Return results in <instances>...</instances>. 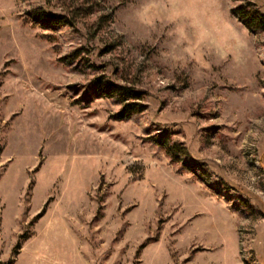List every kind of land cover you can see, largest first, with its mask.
Returning <instances> with one entry per match:
<instances>
[{
    "label": "rangeland",
    "instance_id": "1",
    "mask_svg": "<svg viewBox=\"0 0 264 264\" xmlns=\"http://www.w3.org/2000/svg\"><path fill=\"white\" fill-rule=\"evenodd\" d=\"M258 17L0 0V264H264Z\"/></svg>",
    "mask_w": 264,
    "mask_h": 264
},
{
    "label": "trees",
    "instance_id": "2",
    "mask_svg": "<svg viewBox=\"0 0 264 264\" xmlns=\"http://www.w3.org/2000/svg\"><path fill=\"white\" fill-rule=\"evenodd\" d=\"M258 19H260L261 21H263L264 19L263 18H261V17H258ZM257 20V19H256ZM255 20V21H256ZM261 29H264V25L263 26H261ZM118 89H120V90H122V88H118ZM131 97H133L132 99H135V98H137L138 96H137V94H132V96ZM131 106L128 104V105H125V110L120 114V117H122V118H124V117H127L130 113H131Z\"/></svg>",
    "mask_w": 264,
    "mask_h": 264
}]
</instances>
